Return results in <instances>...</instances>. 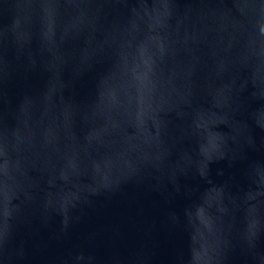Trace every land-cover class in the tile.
Masks as SVG:
<instances>
[{
	"label": "water",
	"instance_id": "1",
	"mask_svg": "<svg viewBox=\"0 0 264 264\" xmlns=\"http://www.w3.org/2000/svg\"><path fill=\"white\" fill-rule=\"evenodd\" d=\"M0 264H264V0H0Z\"/></svg>",
	"mask_w": 264,
	"mask_h": 264
}]
</instances>
